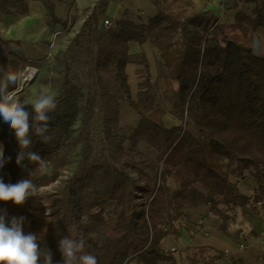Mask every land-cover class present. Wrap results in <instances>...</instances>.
I'll use <instances>...</instances> for the list:
<instances>
[{
    "label": "trees",
    "instance_id": "obj_1",
    "mask_svg": "<svg viewBox=\"0 0 264 264\" xmlns=\"http://www.w3.org/2000/svg\"><path fill=\"white\" fill-rule=\"evenodd\" d=\"M41 2L47 9V34L57 25L67 27L55 13V0ZM110 2L97 0L79 32L56 55L61 76L53 96L56 109L49 113L46 135L51 139L45 143L32 133L31 150L43 165L16 163L15 132L0 118L6 159L0 175L9 182L30 178L39 188L74 168L53 196L51 215H45L38 196L35 210L20 208L25 234L38 236L41 248L53 254V264H62L58 242L64 236L83 239L84 251L98 264H177L175 251L163 243L169 235H180V218L187 226L193 223L191 207L210 205L217 217L220 204L244 207L252 201L264 207V55L230 37L215 13L197 9L193 0H151L158 13L147 24L124 16L105 27ZM246 2L254 4L252 15L238 11L231 26L244 35L264 27V0ZM6 12L27 14V0H0V19ZM149 38L168 70L166 89L149 76L146 55L130 53L131 41ZM0 43L9 48L7 56L0 55L2 81L7 72L16 76L39 63L24 57L19 40L0 34ZM129 63L146 68L138 70L144 79L137 98ZM75 73L86 80L84 93ZM11 82L9 91L17 87L15 78ZM123 100L140 116L130 131L120 125ZM15 103L35 115L34 103ZM167 114L178 124L167 126ZM247 171L257 183L253 197L230 180L244 179ZM11 204L0 201V216H16ZM110 205L112 222L104 214ZM226 223L219 229L227 233Z\"/></svg>",
    "mask_w": 264,
    "mask_h": 264
},
{
    "label": "crops",
    "instance_id": "obj_2",
    "mask_svg": "<svg viewBox=\"0 0 264 264\" xmlns=\"http://www.w3.org/2000/svg\"><path fill=\"white\" fill-rule=\"evenodd\" d=\"M75 1L76 9L74 13H80L81 9H89L97 2V0H55V13L57 17L63 20L67 19L68 10L70 4ZM196 8L199 10H212L220 19V23L224 27H231L235 22V15L238 11H244L247 15H252V9L254 4L247 3L246 0H193ZM27 6L29 12L25 15H21L15 12H6L2 14L0 24H3V38L19 40L22 46V54L25 58L36 61L46 51L45 45H39L36 43L38 40H43L47 37L49 25L46 23L45 15L47 9L41 0H27ZM130 14L133 21L144 22L147 24L149 18L155 16L158 13L157 7L151 2V0H111L107 9V17L115 19H121L124 14ZM57 27H63L57 25ZM232 28V27H231ZM233 29V28H232ZM238 33L239 30H233ZM241 33V32H240ZM244 40L247 41V46L254 50V39L256 44L255 53L264 55V27L259 28L256 32H249ZM254 37V39H253ZM238 40V39H237ZM130 53L141 54L144 53L147 57L149 66L147 68L149 76L153 81L158 80L162 89L167 88L166 76L168 70L164 65L163 60L158 56V52L153 44V38H149L147 41L140 43L137 41L130 42ZM145 66L136 63H129L127 65V72L129 75V82L131 84L132 95L137 98L139 83L143 81L138 73ZM146 69V68H145ZM175 89L178 82L173 81ZM170 115L164 116V121L167 126L173 119ZM139 114L130 106L127 101H122L120 110V125L122 128H133L139 121ZM177 122V121H176ZM143 150L150 155L154 156L156 152L150 149L146 144H141ZM205 224L197 227L195 222L189 226L184 225L179 228L180 235H169L164 240V247L166 249H172L177 256V264H258L256 260L247 258V254H241L243 258L237 259V261L219 253L224 252L230 239L222 232L219 233V229L210 228L207 219ZM197 227V228H196ZM203 229L207 231V234L203 232ZM213 231L215 233H213ZM248 242L241 241L238 243ZM205 247L206 250L199 253L197 256H193V260L188 258L189 251L200 252L199 248ZM233 249V247H231ZM238 249V248H237ZM239 250V249H238ZM244 249H242L243 252ZM227 251V250H226ZM195 261L196 263H192ZM231 261V262H230ZM241 261V262H240Z\"/></svg>",
    "mask_w": 264,
    "mask_h": 264
},
{
    "label": "rangeland",
    "instance_id": "obj_3",
    "mask_svg": "<svg viewBox=\"0 0 264 264\" xmlns=\"http://www.w3.org/2000/svg\"><path fill=\"white\" fill-rule=\"evenodd\" d=\"M76 9V3L73 1L70 4L69 10H68V16H67V27H56L54 31L50 32V34H47V37L43 40H38L36 43L39 45H45L46 51L41 57L38 59L39 63H35L34 65H28L38 68V72L36 73V77L32 81H28L26 83L21 84V76L24 73L25 68L20 69L19 73L14 76L12 72H7L4 75L5 80L2 81L0 79V89L3 90L5 96H10L12 101L19 102L22 104L25 103H35L39 98L42 96H50L53 98V96L57 93L58 89V80L61 76V69L59 65V61H57L56 55L60 50L65 49L71 42L72 38L75 36L76 32L81 27V21L86 15L89 13L88 9H81L80 13H74ZM129 17L132 21V16L130 14L126 13L123 15ZM122 18V17H121ZM218 21H220L218 17ZM136 24H143L144 22L134 21ZM223 22V21H222ZM221 22V23H222ZM225 31L228 33V35L234 39H238V41L242 42L243 44L247 45V41L244 40L245 36L241 31H238V33H235L233 29L229 27H224ZM3 30L4 26L3 24H0V34L3 36ZM50 30V29H48ZM241 32V33H240ZM254 39V37H253ZM219 44H222L221 39H219ZM41 43V44H40ZM254 39V52L256 50V44ZM9 52V48L7 46L0 43V55L7 56ZM22 53V52H21ZM260 55L259 53H257ZM143 66V65H142ZM142 70H145L143 67ZM128 73V72H127ZM129 76V75H128ZM16 79L17 87L15 90L9 91V86L12 84L11 81ZM144 79V78H143ZM74 81L77 85L82 86L83 93L87 89H83V84L86 83V80L84 77L80 75H74ZM95 80L92 81V85L94 88H97V85L95 84ZM130 83V82H129ZM131 85V84H130ZM170 117V116H169ZM172 118V117H171ZM173 119V118H172ZM173 119L171 122H169V125L178 124V121ZM79 122V121H78ZM80 124V122H79ZM124 128L127 131H130V127L126 126ZM77 150V149H76ZM74 151V153L76 152ZM73 153V155H74ZM135 177H137L136 174H133ZM230 180L233 182H237L239 189L241 192L247 194L250 197H253L256 189H257V183L255 178L247 171L246 177L243 178H237V177H230ZM170 183L172 185L173 181L171 180ZM47 195L45 197V200L40 199V207L44 211L46 216H49L52 214L53 210L56 208L52 204L53 196L56 191H53L51 188L50 190H47ZM41 204H43L41 206ZM11 209L14 210L17 218L22 217L20 215V208L26 209V210H35L36 208V200L34 197H30L23 205H17L12 202L10 205ZM210 205L206 206H199L198 208L191 207L189 209L190 217L195 220V225L197 227L201 226V223L204 218L207 219V222L210 225V228L213 229H219V225L225 223V221H228L226 223L228 232L225 233L223 230L219 229V233L222 234L225 233L228 238L230 239V243L224 250L225 256L229 257L230 260L233 259L237 261L240 258L243 253L245 255L247 254V258H252L257 261L258 264H264V207L260 204H254L252 201L249 202L246 206H226L221 205V214L220 217H217L215 214H213L210 211ZM112 210V205L108 206L105 209L104 214L107 216L108 220L110 222L113 221V219L110 216V212ZM200 214L203 215L201 219H199ZM224 215V217H223ZM227 217V219H226ZM192 219V222H194ZM176 225L180 227L187 225L185 222V219L182 220L180 218ZM196 227V228H197ZM25 228V225H24ZM213 233H215L213 231ZM252 235L255 236V239L252 240ZM248 242V245L246 248H244L243 252L241 249H239V246L237 247L238 243L241 241ZM164 245V243H163ZM233 247V249H231ZM239 250H238V249ZM172 250V249H171ZM229 250V253L227 251ZM200 252L192 251L188 253V258L193 260V256H197ZM231 262V261H230ZM241 262V261H240Z\"/></svg>",
    "mask_w": 264,
    "mask_h": 264
},
{
    "label": "clouds",
    "instance_id": "obj_4",
    "mask_svg": "<svg viewBox=\"0 0 264 264\" xmlns=\"http://www.w3.org/2000/svg\"><path fill=\"white\" fill-rule=\"evenodd\" d=\"M32 108L34 116L12 101L10 96H5L0 89V118L15 132L20 147L16 163L21 167H26L23 163L25 160L43 165L40 155L31 150L32 133L34 130L45 143L51 139L46 133L49 128V113L56 109V101L45 95ZM35 122L39 123L34 128ZM5 163L3 145H0V169ZM39 195L40 190L30 178L9 182L0 175V201L23 205L30 197ZM24 221V217H12L8 220L6 215L0 216V264H53V254L50 250L41 248L38 236L34 233L25 234ZM58 243L62 264H98L95 255L84 251L83 239L64 236Z\"/></svg>",
    "mask_w": 264,
    "mask_h": 264
},
{
    "label": "built area",
    "instance_id": "obj_5",
    "mask_svg": "<svg viewBox=\"0 0 264 264\" xmlns=\"http://www.w3.org/2000/svg\"><path fill=\"white\" fill-rule=\"evenodd\" d=\"M85 18H86V17H84V18L82 19L81 24L84 22ZM103 25H104L105 27H109V26L113 25V19L110 18V17H107V18L104 20ZM78 32H79V30H78L76 33H78ZM29 68H32V69H33V74H36V73L38 72V68L33 67V66H27V67L25 68V70H24V73H25ZM24 73H23V74H24ZM24 78H25V77H24ZM24 80H25V79H24ZM73 170H74L73 167H68V168L64 169V170L60 173V175H59V176H58L53 182H51V183H49V184H47V185L40 186V187L38 188V189L40 190V192H41V195H39V198H41L42 200H45V197H46V195H47V192H46V191H47V190H50L51 188L53 189V191H56V192H57L58 189L61 188V185L63 184L64 180H66V179L72 174ZM42 205H43V204H41V206H42ZM203 232H204L205 234H207V231L204 230V229H203ZM251 239L254 240V239H255V236L252 235ZM246 246H247V244H245V243H240V244H239V249L242 250V249L246 248ZM227 253H229V250L227 251Z\"/></svg>",
    "mask_w": 264,
    "mask_h": 264
},
{
    "label": "bare ground",
    "instance_id": "obj_6",
    "mask_svg": "<svg viewBox=\"0 0 264 264\" xmlns=\"http://www.w3.org/2000/svg\"><path fill=\"white\" fill-rule=\"evenodd\" d=\"M25 77V78H24ZM36 77V74H33V69L29 68L22 76H21V84L26 83L28 81L34 80ZM25 79V80H24Z\"/></svg>",
    "mask_w": 264,
    "mask_h": 264
},
{
    "label": "water",
    "instance_id": "obj_7",
    "mask_svg": "<svg viewBox=\"0 0 264 264\" xmlns=\"http://www.w3.org/2000/svg\"><path fill=\"white\" fill-rule=\"evenodd\" d=\"M32 81V80H31Z\"/></svg>",
    "mask_w": 264,
    "mask_h": 264
}]
</instances>
